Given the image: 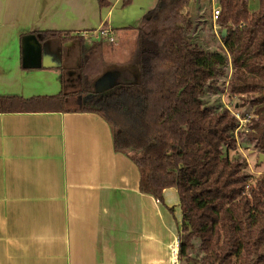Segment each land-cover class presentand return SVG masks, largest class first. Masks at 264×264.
I'll use <instances>...</instances> for the list:
<instances>
[{"label": "trees", "instance_id": "obj_1", "mask_svg": "<svg viewBox=\"0 0 264 264\" xmlns=\"http://www.w3.org/2000/svg\"><path fill=\"white\" fill-rule=\"evenodd\" d=\"M218 1L221 51L205 48L195 35L199 26L184 12L190 0H158L138 25L133 57L110 88L94 89L105 65L99 57L89 66L93 56H83L77 90L0 97V111L97 112L111 128L114 148L135 162L140 192L164 203L163 190L176 188L179 264H264V175L245 171L236 139L241 118L249 122L248 144L264 152V2L250 10L249 0ZM28 34L40 43L79 37ZM220 80L228 89L218 87ZM224 93L254 94L250 112H232ZM192 239L198 243L194 258Z\"/></svg>", "mask_w": 264, "mask_h": 264}, {"label": "crops", "instance_id": "obj_2", "mask_svg": "<svg viewBox=\"0 0 264 264\" xmlns=\"http://www.w3.org/2000/svg\"><path fill=\"white\" fill-rule=\"evenodd\" d=\"M158 4L0 0V97L74 91L80 57L90 55L105 65L95 80L115 71V84L133 57L138 25ZM102 29L113 41L104 38L97 57L90 46H76L71 69L64 50L72 40L50 39L42 43L41 66L23 67L24 34L54 30L86 38ZM139 178L97 112L0 111V264H179L178 192L166 187L160 203L139 191Z\"/></svg>", "mask_w": 264, "mask_h": 264}, {"label": "rangeland", "instance_id": "obj_3", "mask_svg": "<svg viewBox=\"0 0 264 264\" xmlns=\"http://www.w3.org/2000/svg\"><path fill=\"white\" fill-rule=\"evenodd\" d=\"M190 5L184 9V12L187 14V17H190L194 20V22L198 24V29L195 33V35L198 36L199 41L201 44L209 49L214 50L217 49L218 51H221L219 42H220V35L218 33L219 26L216 23V18L214 17V10H219V1L218 0H190ZM264 2V0H249V8L250 10H256L259 8V6ZM214 9V10H213ZM215 21V22H214ZM212 26V31H210V27ZM200 28V29H199ZM97 31V30H96ZM96 31L92 32V34L88 37V34L83 37H78L73 39L71 42L76 43L73 45L72 49H65L64 50V57L65 59L69 60L70 68L74 67V56L77 53V47L86 48V46H90V50L93 53L94 51H97L96 47V41L100 37L99 32ZM83 50V49H82ZM83 52V51H82ZM95 58L89 61L88 65H93L95 63ZM66 60V61H67ZM80 60L82 58L80 57ZM98 68V66L96 67ZM95 68V69H96ZM94 69V70H95ZM105 69V68H104ZM103 69V70H104ZM103 70H98L97 72L100 73ZM70 72V71H69ZM101 75V73H100ZM99 76V75H98ZM97 78V77H96ZM230 78V76H229ZM221 90L222 87H224L223 90L228 89L227 85L223 80H220L219 86ZM79 87H77L78 89ZM75 89V90H77ZM229 93V92H228ZM254 94L244 95L242 97H230L227 94L224 93L222 99L223 104L227 105L230 110L238 114V112L243 111L250 112L251 104L249 105L247 100L252 98ZM239 126L236 129V139L239 145V152L246 158V169L245 171L249 174H254V176H261L264 175V157L260 160V154L264 155V152L257 150L252 144H248L246 141L247 138V127L249 125V122L239 118ZM181 237H184V234L182 232ZM194 244V247L189 250L191 257L194 258L195 254L197 253V240L192 239L191 241ZM178 244V240H177ZM179 245V244H178ZM178 250V247H177ZM195 262H192V264H201L198 261L194 259ZM180 264H187L186 262H180Z\"/></svg>", "mask_w": 264, "mask_h": 264}, {"label": "water", "instance_id": "obj_4", "mask_svg": "<svg viewBox=\"0 0 264 264\" xmlns=\"http://www.w3.org/2000/svg\"><path fill=\"white\" fill-rule=\"evenodd\" d=\"M42 43L37 41L32 34H26L22 38V54L23 67H39L42 63ZM118 76L117 72H106L95 80L94 87L96 91H103L110 88L114 84V78ZM260 160L264 155L260 154Z\"/></svg>", "mask_w": 264, "mask_h": 264}, {"label": "built area", "instance_id": "obj_5", "mask_svg": "<svg viewBox=\"0 0 264 264\" xmlns=\"http://www.w3.org/2000/svg\"><path fill=\"white\" fill-rule=\"evenodd\" d=\"M214 10V9H213ZM218 13V9H215L214 10V16H216V14ZM99 35H100V38H105L107 39L109 42L110 41H113V38H112V35H111V32L108 31L107 29H102L99 31ZM177 253V252H176Z\"/></svg>", "mask_w": 264, "mask_h": 264}]
</instances>
